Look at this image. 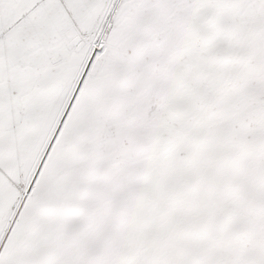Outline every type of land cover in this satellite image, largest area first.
<instances>
[{
	"label": "snow or ice",
	"instance_id": "obj_1",
	"mask_svg": "<svg viewBox=\"0 0 264 264\" xmlns=\"http://www.w3.org/2000/svg\"><path fill=\"white\" fill-rule=\"evenodd\" d=\"M0 264H264V0H0Z\"/></svg>",
	"mask_w": 264,
	"mask_h": 264
}]
</instances>
